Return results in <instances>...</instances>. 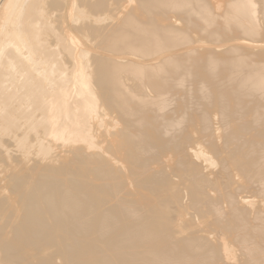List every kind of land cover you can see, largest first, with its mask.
<instances>
[{
	"label": "bare ground",
	"instance_id": "1",
	"mask_svg": "<svg viewBox=\"0 0 264 264\" xmlns=\"http://www.w3.org/2000/svg\"><path fill=\"white\" fill-rule=\"evenodd\" d=\"M0 264H264V0H0Z\"/></svg>",
	"mask_w": 264,
	"mask_h": 264
}]
</instances>
